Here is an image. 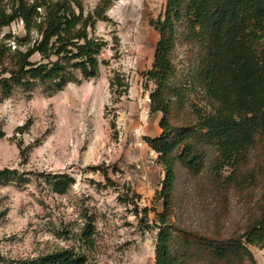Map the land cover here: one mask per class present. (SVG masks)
Returning a JSON list of instances; mask_svg holds the SVG:
<instances>
[{"label": "rangeland", "instance_id": "rangeland-1", "mask_svg": "<svg viewBox=\"0 0 264 264\" xmlns=\"http://www.w3.org/2000/svg\"><path fill=\"white\" fill-rule=\"evenodd\" d=\"M72 1L82 4L85 16L106 17L95 30L89 28L91 36L107 43L98 77L85 80L76 73L78 81L61 91L35 81L14 86L8 96L0 85V131L6 134L0 139V170L16 171L0 180V264H30L60 250L84 256L85 264H156L155 221L164 212L159 192L166 172L145 142L162 133V113H150L155 85L146 73L160 38L151 22L164 17L167 0ZM25 35L21 20L0 28V48L9 46V57L17 48L25 50L29 46L19 47L15 39ZM202 55L187 24L178 23L170 85L184 106H173L175 123H194L199 111L216 108L198 80ZM3 77L9 75L0 82ZM116 77L127 86H113ZM216 157L209 153L198 176L175 162L169 219L176 229L242 236L264 203L261 147L252 149L246 162L215 170ZM63 174L75 182L53 191L49 177ZM90 225L93 245L83 237ZM185 239L177 235V243ZM248 247L264 264V248ZM191 251L196 264H220L199 248Z\"/></svg>", "mask_w": 264, "mask_h": 264}, {"label": "trees", "instance_id": "trees-1", "mask_svg": "<svg viewBox=\"0 0 264 264\" xmlns=\"http://www.w3.org/2000/svg\"><path fill=\"white\" fill-rule=\"evenodd\" d=\"M18 20L23 21L26 35L15 39L19 47H29L17 48L10 57L9 46L0 48V76L9 75L0 82L6 96L14 86L35 81L50 83L55 91H61L69 82L78 81L76 73L85 80L98 77L99 57L107 43L91 36L89 28L95 30L98 20H106L101 13L85 16L82 4L72 0H0V28ZM181 22L187 24L202 46L198 80L216 105L210 113L199 111L194 123L189 119L175 123L172 115L175 104L184 106L170 85L175 75L171 56L177 24ZM151 25L160 38L153 67L146 76L155 85L150 94V113H162L159 123L162 133L146 137L145 142L159 155L166 172L159 192L164 212L155 221L159 230L156 264H196L199 260L191 251L193 248H199L198 253L213 263L258 264L248 245L264 248V203L259 217L242 236L223 237L220 233L205 235L176 229L169 218L176 161L198 176L206 168L211 151L217 153L216 170L219 166L246 162L248 153L260 146L264 165V0H167L164 17ZM35 54L41 56L40 60H31ZM112 85L127 86L119 77ZM5 135L0 131V139ZM15 173L10 168L2 169L0 180ZM49 178L55 192L66 190L75 182L67 174ZM106 178L110 180L108 175ZM93 233L90 225L83 234L90 245L94 244ZM178 234L187 238L183 244L177 243ZM85 262L84 256L60 250L30 264Z\"/></svg>", "mask_w": 264, "mask_h": 264}, {"label": "bare ground", "instance_id": "bare-ground-1", "mask_svg": "<svg viewBox=\"0 0 264 264\" xmlns=\"http://www.w3.org/2000/svg\"><path fill=\"white\" fill-rule=\"evenodd\" d=\"M122 4V3H121Z\"/></svg>", "mask_w": 264, "mask_h": 264}]
</instances>
